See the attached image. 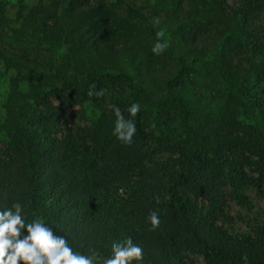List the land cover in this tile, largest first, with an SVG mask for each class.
<instances>
[{"label":"trees","instance_id":"obj_1","mask_svg":"<svg viewBox=\"0 0 264 264\" xmlns=\"http://www.w3.org/2000/svg\"><path fill=\"white\" fill-rule=\"evenodd\" d=\"M199 1L264 56V40L243 28L264 11V0H242L232 13L226 0ZM171 8L159 0H0V63L13 73L1 125L7 148L0 154V210L21 203L26 222L42 218L81 254L110 256L114 241L131 237L143 264H186L183 252L201 254L206 264H244V255L264 264V218L249 233L217 220H228L227 179L240 205L253 206L245 188L262 190L264 57L243 80L198 83L191 72L201 61H187L173 38L179 32L191 51L210 39L191 35L185 9ZM166 23L178 28L171 40ZM158 32L168 46L155 55ZM115 87L122 92L111 115L89 129L66 125L72 107L101 108ZM133 103L141 110L126 146L113 135L115 111L130 119ZM153 144L173 158L157 161ZM163 193L170 201L158 205ZM190 195L209 212L198 211ZM151 212L160 219L154 231Z\"/></svg>","mask_w":264,"mask_h":264},{"label":"rangeland","instance_id":"obj_2","mask_svg":"<svg viewBox=\"0 0 264 264\" xmlns=\"http://www.w3.org/2000/svg\"><path fill=\"white\" fill-rule=\"evenodd\" d=\"M10 4L15 3L16 0H7ZM146 0H138L143 4ZM161 3L169 2L172 5L171 9L182 8L185 9L187 14V20L185 21L186 29L191 32L194 37H201L203 39H210V42L206 44L205 48L199 45L198 49L191 51L189 47L183 46L182 38L178 32L177 36L173 38V34L177 31V26L166 23V30L171 40L174 39V46L183 49L184 57L187 61L190 58L197 57L198 63L191 72L192 79L196 81L200 79L209 83L213 80L215 84L222 80L231 81L238 79L243 80L247 73L251 71V65L258 63L261 57L256 56L249 45L247 39L242 36L241 30L235 25L231 26L225 21L218 20L213 17L214 10L210 5H204L199 0H159ZM242 0H226V10L232 13L237 9ZM121 18H125L126 15L121 11H116ZM167 11L163 13L165 15ZM15 11L12 10L11 16H14ZM180 17H184V13L180 14ZM182 20V19H180ZM136 24L134 21H131ZM164 24V23H162ZM248 37H253L255 40H264V11L256 15L246 25L243 26ZM142 44H146V38L141 36L138 38ZM183 42V43H182ZM182 44V45H181ZM248 45V46H247ZM203 49L205 51H203ZM170 63H175L170 61ZM250 75V73H249ZM13 76V73L7 72L4 65L0 63V154H2L7 148V141L1 132V125L4 120V103L9 91V81ZM217 80V82H216ZM205 85V84H204ZM219 85V84H218ZM211 84V87H214ZM220 86V85H219ZM186 90L193 91V84L189 81ZM122 89L112 88L107 98V104L101 108L92 106H74L67 114L66 125L75 128H93L97 119L103 114L111 115L114 111V101L119 96ZM148 132L154 133V126H148ZM153 153L157 161H167L172 159L173 156L162 152L157 149L156 145H152ZM175 158V157H174ZM257 178V174H252ZM223 191L225 197L222 201L226 217L218 218V223L223 224L224 228L230 232L249 233L256 225H258L264 218V181L261 185V193H259L256 185L248 186L243 192L248 195L252 201L253 206L240 205L232 196V185L227 179L223 184ZM192 203L198 211L203 213L209 212V205L202 198L190 195ZM158 205L164 204L170 201V197L163 193L156 197ZM98 259H106L109 257L106 254L100 252H94ZM91 254V255H92ZM182 261L186 264H206L204 257L199 253L183 252Z\"/></svg>","mask_w":264,"mask_h":264},{"label":"clouds","instance_id":"obj_3","mask_svg":"<svg viewBox=\"0 0 264 264\" xmlns=\"http://www.w3.org/2000/svg\"><path fill=\"white\" fill-rule=\"evenodd\" d=\"M162 36V32L157 33V42L152 48L155 55L162 54L168 46L160 42ZM97 95H103V89ZM140 110L138 103L131 104L127 108L130 119H125L119 109L115 111L113 135L126 146H131L136 135L134 118ZM148 220L151 230L159 227L156 212H151ZM242 260L249 264L247 255L242 256ZM0 264H143V249L127 237L114 241L111 255L102 261L95 254L75 252L66 237L57 235L42 218L26 222L25 208L16 202L11 208L0 210Z\"/></svg>","mask_w":264,"mask_h":264}]
</instances>
